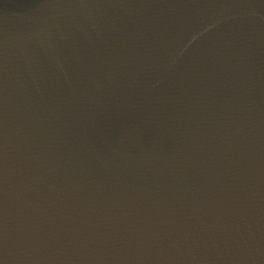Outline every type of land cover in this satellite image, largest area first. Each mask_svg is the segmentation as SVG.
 Instances as JSON below:
<instances>
[{
	"label": "water",
	"instance_id": "1",
	"mask_svg": "<svg viewBox=\"0 0 264 264\" xmlns=\"http://www.w3.org/2000/svg\"><path fill=\"white\" fill-rule=\"evenodd\" d=\"M0 264H264V89L85 0H0Z\"/></svg>",
	"mask_w": 264,
	"mask_h": 264
}]
</instances>
